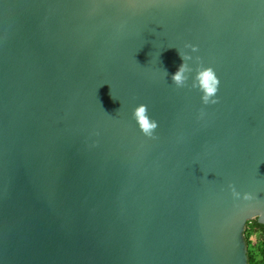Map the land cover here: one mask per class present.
Instances as JSON below:
<instances>
[{
  "label": "water",
  "instance_id": "1",
  "mask_svg": "<svg viewBox=\"0 0 264 264\" xmlns=\"http://www.w3.org/2000/svg\"><path fill=\"white\" fill-rule=\"evenodd\" d=\"M253 219L264 0H0V264H247Z\"/></svg>",
  "mask_w": 264,
  "mask_h": 264
},
{
  "label": "clouds",
  "instance_id": "2",
  "mask_svg": "<svg viewBox=\"0 0 264 264\" xmlns=\"http://www.w3.org/2000/svg\"><path fill=\"white\" fill-rule=\"evenodd\" d=\"M186 47L191 48L192 52H197L198 48L195 45H186ZM179 56L181 57L182 63L179 65L177 71L172 75V83L177 88L186 87L189 80V74L195 71V75L192 78L191 88L198 89L201 95V102L204 105L216 104L219 102L217 93L219 90L220 81L216 75V72L212 67H205L202 63H198L195 70L189 66L188 61L192 60V56L188 53H182L178 51ZM196 60L199 61L200 58L196 57ZM203 115V112L201 113ZM133 119L138 124V127L143 135L146 137H153L155 130L158 127V122L154 119H151L148 115V106L146 104H140L134 108L132 113ZM232 187V193L235 197H239L240 193L237 192ZM247 198V194H245Z\"/></svg>",
  "mask_w": 264,
  "mask_h": 264
},
{
  "label": "trees",
  "instance_id": "3",
  "mask_svg": "<svg viewBox=\"0 0 264 264\" xmlns=\"http://www.w3.org/2000/svg\"><path fill=\"white\" fill-rule=\"evenodd\" d=\"M244 239L247 246V264H264V225L256 219L246 223Z\"/></svg>",
  "mask_w": 264,
  "mask_h": 264
}]
</instances>
